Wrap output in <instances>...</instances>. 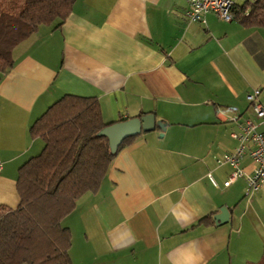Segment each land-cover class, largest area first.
Returning <instances> with one entry per match:
<instances>
[{
	"label": "crops",
	"instance_id": "obj_1",
	"mask_svg": "<svg viewBox=\"0 0 264 264\" xmlns=\"http://www.w3.org/2000/svg\"><path fill=\"white\" fill-rule=\"evenodd\" d=\"M23 1L0 0V19ZM187 7L73 0L61 24L10 45L14 23L0 24H12L0 40L11 60L0 71V206H18V168L44 144L31 126L63 95L95 99L106 126L146 113L165 123L122 144L62 219L71 264H264V182L247 197L243 177L223 186L230 167L215 161L236 146L232 132L256 122L247 94L259 89L264 104V26L213 12L190 21ZM240 167L252 170L248 151ZM222 207L228 220L217 224Z\"/></svg>",
	"mask_w": 264,
	"mask_h": 264
},
{
	"label": "trees",
	"instance_id": "obj_2",
	"mask_svg": "<svg viewBox=\"0 0 264 264\" xmlns=\"http://www.w3.org/2000/svg\"><path fill=\"white\" fill-rule=\"evenodd\" d=\"M73 0H24L17 16L0 19L12 25V41L30 34L39 24H61ZM232 19L247 25L264 26V0L234 5ZM10 31V30H9ZM11 32V31H10ZM8 49H0V71L10 65ZM97 101L63 95L51 104L31 126V133L43 141L41 151L18 168L15 209L0 206V264H71L68 250L70 231L62 219L85 192L95 191L116 152L131 136L111 151Z\"/></svg>",
	"mask_w": 264,
	"mask_h": 264
},
{
	"label": "built area",
	"instance_id": "obj_3",
	"mask_svg": "<svg viewBox=\"0 0 264 264\" xmlns=\"http://www.w3.org/2000/svg\"><path fill=\"white\" fill-rule=\"evenodd\" d=\"M253 2L254 0H244V2ZM188 7L186 18L190 21H205V15L213 12L217 17L225 21L232 20V8L235 0H187ZM259 89L248 93L246 98L249 101L250 110L256 117V122L246 119L240 126V130L232 132L231 136L237 140L233 151L225 153L215 159L217 164H227L230 171L223 182L227 187L236 179L243 177L245 180L244 194L247 197L255 194L264 182V104L257 99ZM261 126L259 131L257 127ZM248 151L253 168L245 173L240 167V160ZM1 168V162H0ZM210 180L217 187V183L211 177Z\"/></svg>",
	"mask_w": 264,
	"mask_h": 264
},
{
	"label": "water",
	"instance_id": "obj_4",
	"mask_svg": "<svg viewBox=\"0 0 264 264\" xmlns=\"http://www.w3.org/2000/svg\"><path fill=\"white\" fill-rule=\"evenodd\" d=\"M158 128L161 132L165 128V123L155 118L153 113H146L138 117L118 121L110 125L104 126L99 134L104 135L108 139L110 150L113 152L117 149L124 138L136 135L141 131H150ZM215 223L222 224L228 220V210L225 207L220 208L218 214L214 215Z\"/></svg>",
	"mask_w": 264,
	"mask_h": 264
}]
</instances>
